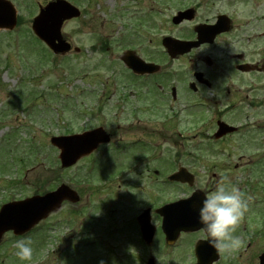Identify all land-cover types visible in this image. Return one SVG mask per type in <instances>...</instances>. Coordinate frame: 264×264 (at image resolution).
I'll list each match as a JSON object with an SVG mask.
<instances>
[{"label": "rangeland", "instance_id": "rangeland-1", "mask_svg": "<svg viewBox=\"0 0 264 264\" xmlns=\"http://www.w3.org/2000/svg\"><path fill=\"white\" fill-rule=\"evenodd\" d=\"M15 1L19 9L20 25L13 32L0 31V207L17 196L32 195L37 188L41 192H47L63 183L70 185V182L76 179L74 189L78 192L81 199L79 205L75 207V211L79 215L78 221H80L81 215L84 214L83 216L86 217L85 223L92 228L94 226L92 224L100 219L101 225L98 226V229L106 232L99 235V240L94 236H88L85 226L80 222L76 228V225L72 221L70 222V217L74 216L70 210L73 206L70 207V204H66L48 222L43 223L42 227H40L41 229L29 236L33 241L31 260H20L19 257L15 256L16 241L9 238L6 245L0 248V264H145L153 255L156 257L158 264L195 263L194 246L199 240L204 239L200 232L183 236L176 248L165 250L160 243L162 242L161 234H159L160 238L156 240L155 246L147 248L143 244L139 245L137 243V240H139L137 226L133 225V219L137 212H134V203H136L135 208L137 207L138 214H140L146 208L149 196H152V200H156L158 204L163 205L164 203L187 197L190 194L189 189L173 185L166 187L167 184H163V189H158L160 192L155 187L153 193L151 186L154 187L153 182L157 183L161 179L160 174H153L155 177L149 180L142 179L141 183L145 189L140 183L141 178L136 177L134 187L132 184L129 189L132 192L135 191L137 195L139 192H143L142 197L145 196V198L138 199L134 203H125L126 197L124 194L127 191V185L125 188L120 186L123 185V180L126 178L118 179L117 182L110 184L112 190L108 194V188H103L102 193L101 190L89 189L86 184H83L84 182L82 183V174H85L86 169L96 164V160L102 158L100 156L101 150L106 151L105 148L101 147V150L96 151L91 158L89 157L91 160L89 158L82 160L78 167L62 170L58 160L59 152L50 143V139L53 136H62L74 131H84L89 124L92 126L98 125L97 121L100 120L102 123L108 121L113 124L112 131L118 124V122L114 124L115 120L110 117L114 113V110L110 107L111 103L107 104L109 107L106 111L100 112L98 110L100 102L97 99L100 95L99 92L96 93L98 90L94 86L96 85L100 89L101 86L99 84L105 82L104 77L110 78L112 73L122 71L120 62L110 63L114 59L113 55L116 57L119 55L118 50H113L116 33L121 30L123 35L129 29L130 32L134 30V27L129 28L132 23H128L126 19L115 17L116 8L114 6L127 7L129 11L138 9L139 14L141 6L151 5L152 0H69L71 3L74 2L73 4L81 9L83 13L79 20L70 21L64 25V34L69 36L76 45L80 46L77 43L79 42L88 46V48L95 40L98 41L102 37L101 40L111 46L106 53L110 56L102 64H98L100 56L94 55L93 58V54L89 53L90 51L86 55L75 56L74 58L70 56L54 58L53 56L50 57L52 54L45 52L53 63L49 60L41 59L44 45L36 43L35 36L31 30V20L38 12L37 6L34 4L38 0ZM188 1L179 0V7L191 4V0L189 4ZM107 2L110 4H106ZM174 2L172 1L171 3L174 4ZM207 2L203 0L204 6ZM23 4L26 11H23V7L19 8ZM224 7H227V4L214 6L213 3H209L206 7L201 8L204 9L201 10V18L212 21L215 15L220 13L218 9L227 11V8ZM233 7L230 9L234 10L231 15L234 32L220 38L216 46L222 47L223 43L228 42L227 48H229L231 46L229 41L235 42L237 40L235 38L239 34L237 32L239 28H242L240 30L241 35L244 30H248L246 32L248 38L250 34H259L264 30V0H239ZM166 31L179 33L175 28L167 24ZM151 34L156 37L159 31L155 29L151 31ZM129 43V40H127L125 44ZM154 43L157 45V41H154ZM249 47V53L254 51L252 53L255 55L250 53L248 59L256 58L261 60L264 55V43L262 40H259L256 36L255 41L251 42ZM242 50H246V48H234L232 52L227 54L232 56L233 54L241 53ZM204 51L212 52L214 48H208ZM114 61L117 60L114 59ZM43 62L46 63L44 64ZM97 74L100 76H97ZM95 80L97 82L93 84ZM222 81L225 80L223 79ZM88 82L92 83L91 86L97 90L96 92H86L89 89L86 84ZM23 92L25 93L21 100L15 97ZM253 97L262 99L264 97V89L262 88L260 93L254 90ZM34 99L37 101L34 106L38 109L36 111L31 109L27 113V111L22 109V105L28 101H34ZM100 109L102 108L100 107ZM260 109H253V111L258 115ZM235 111H238V108ZM249 115L251 117L250 120L254 121L252 112ZM231 118L234 119L233 116ZM241 121L242 125H244V120L241 119ZM245 124L248 125L246 121ZM200 131L204 133L206 129L202 128ZM113 137L116 143L120 142V138L124 140L123 136L113 134ZM240 137L237 136L219 145L212 142L204 143L206 145L205 150L209 148L212 149L211 153H214L215 149L216 153H218L217 151L222 152L225 157H214L217 160H213V157H210L209 160L200 162L195 170L198 175V187L202 184V187L207 185L214 186L217 183V180L212 178L215 173L218 176L222 174L227 176V171H223L222 166L226 164L227 154L233 153L234 150L241 149V151H245V153L250 155L256 154L255 159L264 163V150L255 149L254 147L242 149L241 146H238L239 142H245V139L247 141L253 135L249 134L245 138ZM166 139H168L167 136ZM148 141L153 143L158 150H167L165 149L166 145L163 144L164 141L162 142L158 136L152 135ZM113 146H116L119 151L125 150L126 152L121 155V158L114 161V166L107 172L108 174L112 173L110 178L115 181L117 179L115 177L119 172L117 170L123 169L121 165L125 163L131 164L133 161L130 159L134 154L128 155L125 141L118 144L113 143ZM236 146L238 149H236ZM116 150V148H113L111 151L115 152ZM26 153H28L27 157ZM31 155L35 157L32 159L30 158ZM241 155L242 153L238 151L231 158V175L227 178V181L229 186L239 187L246 197L251 196L248 211L235 230V234L241 237L242 245L232 253H225L218 264H260L259 256L264 252V235L259 239L256 236L264 222V189L261 190L260 185H257V179L249 184L247 173L233 170V166L239 162L238 158ZM29 158L30 162L26 163ZM106 158L107 155L105 156ZM213 162L222 163L220 165L221 168L215 170L214 165L212 167ZM155 166H157V163H155ZM34 167H36L35 171H33ZM158 168L156 167L155 169ZM18 171L21 172L18 174ZM150 174L152 175V172ZM37 175H40L39 181L41 185L39 184V187L34 188L29 183ZM99 175L100 171L97 169L92 176L96 180ZM262 178L264 182V171L262 172ZM127 179L130 180L131 177L129 176ZM221 180L223 178L219 179V181ZM13 182H19L23 185L27 184L24 192L21 193V190L18 192L16 189H11ZM15 187H20V185ZM158 187L161 188V186ZM13 194L16 195L13 196ZM130 223L131 226L129 225ZM155 223L160 226L159 220L155 219ZM73 233L75 241L70 247V235ZM41 237H44V239L40 243L38 240ZM249 242L250 246L246 248L244 244ZM65 250H67L66 256L69 260H66L62 255ZM241 252H245V254L239 258L237 255ZM15 258L17 261H15Z\"/></svg>", "mask_w": 264, "mask_h": 264}, {"label": "flooded vegetation", "instance_id": "flooded-vegetation-1", "mask_svg": "<svg viewBox=\"0 0 264 264\" xmlns=\"http://www.w3.org/2000/svg\"><path fill=\"white\" fill-rule=\"evenodd\" d=\"M165 4L170 5V1L165 2ZM191 6L195 7L197 10L196 12H192V17L195 15L194 20L190 22L185 21L181 25H174L171 23L170 19L167 20L166 24L175 28V30L184 24H191L193 26L202 24L200 14L203 3L192 0L191 5L188 7ZM148 17V15H143L136 18L135 22L137 23V29H135V33L126 36L124 39H120L119 55L114 57V59L121 61L127 57H139L148 64L161 65V70L157 73H146L143 76H141V74H138V76L131 72L123 74V84L116 83L115 86L124 87L121 92L115 88L109 95L104 93L103 101L106 103L104 107L106 109L107 103H114L112 107L116 111L128 112L129 114L127 116L132 119V123L134 124V126L130 125L123 129L117 127V130L123 131L115 132V135L122 136L128 134L132 129H138L141 134H144L143 138L147 139L150 135H161L163 133L168 138L165 142L175 146L177 151L185 150L186 144H190L189 150L194 151V145L199 138L197 127L203 121L202 110L205 107L208 108L210 105L207 104L209 101L206 100V97L212 95L214 98V100H212V106L216 111L215 123L217 124L218 121L226 118L224 110L218 113V109L220 107H227L223 106V104L233 102L234 96L232 91L224 86L225 82L222 80H209V77H207V79L204 77L205 79L201 81L195 79V74L198 71L204 70V64L201 60L202 57L190 54L188 56L170 59L166 55L165 50L159 45L158 40L156 45L154 40L150 38L151 35L149 34L148 36L149 30L145 29V27L148 28L149 24L153 23ZM214 22L215 20L211 22L207 20L205 24H212ZM164 26V23L160 24L158 25V29L163 31ZM232 33L233 30L229 34ZM227 35L219 36L218 40L220 37H225ZM127 40H129V44H125ZM261 40L264 43L263 36H261ZM205 47H207V45L202 46L199 50ZM234 59L239 62L237 57ZM244 60V57H242L241 62ZM245 62L250 61L245 60ZM251 62L253 65L257 66L258 71L244 74L245 76H256L254 82L248 86H255L257 90L264 89V83H262V79L259 78V76H264V56L261 60L255 59ZM189 67L190 70L187 71ZM142 70L150 69L144 67ZM105 85H110V82L105 83ZM232 86L234 87V84H232ZM234 91L239 92L238 90ZM249 92L252 91H248V93ZM248 93L244 97L248 101L247 105H258L259 107H263L264 112V105L261 104V98L256 97L250 100ZM134 118H137V121ZM187 134H191V136L187 137ZM147 154L149 157L152 155V153ZM179 154L185 156L187 159L200 156V153L197 154L195 152L190 154L181 152Z\"/></svg>", "mask_w": 264, "mask_h": 264}, {"label": "water", "instance_id": "water-1", "mask_svg": "<svg viewBox=\"0 0 264 264\" xmlns=\"http://www.w3.org/2000/svg\"><path fill=\"white\" fill-rule=\"evenodd\" d=\"M57 6L58 5L52 7L51 12L49 13V15H47V19L42 24L40 20L43 19H38L35 22V30L55 51L66 52L68 50V45L62 42L60 30L62 28L63 21L71 17L70 15L66 14H70V12H72V9L69 6V8L66 7V9H63L61 6ZM12 10L13 8L10 6V4L3 0H0L1 28L9 27L11 25L10 17H12V15H9V13L12 12V14L14 15ZM63 12L65 14L62 15ZM202 32H204L203 34H206L207 30H203ZM56 41H59V43H56ZM191 47L192 46L187 47L184 44H172L169 46V49L173 53H177L176 51L184 53L190 51ZM225 131V128L221 129V133ZM80 138L83 137H79L78 139ZM86 142L87 140H85L84 142L83 140H70V137L53 139V143L62 149L61 158L63 160L64 167L70 166L73 162L76 161L79 155L83 154L80 151V147L85 146V148H87V145H85ZM75 144H83V146H76ZM70 145L72 149L73 145L77 147L75 151H72V154L70 153ZM182 175L186 176L184 173H182ZM178 176L177 178H179ZM184 180H192V178L190 176H186ZM65 199H72L70 195V189L68 187H62L58 192L49 194L45 197H35L25 202L10 204L3 207L0 214V239L3 232L7 229L14 227L29 229L31 226H34L40 219L46 217L50 213V211L60 207L62 201ZM185 202L186 201L176 203L172 206L166 207L165 210L163 209L159 211V213L164 217L163 228L167 235V240L170 243H174L177 240L178 235L181 231H196L202 228V225L198 221V210L195 207L196 203L194 199H190V201L188 200V202ZM143 231L145 232V235H154V229L148 222L145 223ZM208 250H211L212 252V247L210 246ZM198 255L199 264H202L201 259L204 256L203 250L202 253L198 252ZM261 260L262 263H264V256L261 258ZM209 264H211L210 261Z\"/></svg>", "mask_w": 264, "mask_h": 264}, {"label": "clouds", "instance_id": "clouds-1", "mask_svg": "<svg viewBox=\"0 0 264 264\" xmlns=\"http://www.w3.org/2000/svg\"><path fill=\"white\" fill-rule=\"evenodd\" d=\"M251 196H245L237 186H229L227 177L217 182L204 193L198 208L201 235L207 244L219 253H232L242 245L241 237L235 234L249 207ZM31 237L15 242V255L20 260H31L33 255Z\"/></svg>", "mask_w": 264, "mask_h": 264}]
</instances>
